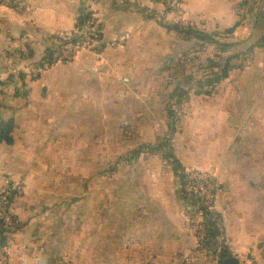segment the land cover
Masks as SVG:
<instances>
[{
    "label": "crops",
    "instance_id": "crops-1",
    "mask_svg": "<svg viewBox=\"0 0 264 264\" xmlns=\"http://www.w3.org/2000/svg\"><path fill=\"white\" fill-rule=\"evenodd\" d=\"M251 1L184 0L185 17L201 30L225 34L236 26L224 38L233 43L227 55L237 56L230 61L228 76L210 95H196L182 117L180 157L187 165L217 172L222 191L215 208L225 229L223 248L240 264H264V41H252L255 31L259 36L264 31L252 28ZM85 3L100 29L97 48L43 68L38 76L29 67L21 71L25 61H42L59 34L73 31ZM145 10L160 14L164 6L160 0H26V8L20 9L0 0V122L15 118L13 143L0 142L5 171L28 169L45 131L58 125L59 112L68 113L66 126L72 129L77 127L76 113H83L84 128L96 127L92 123L100 122L103 114L124 105L117 98L151 81L165 58L174 63L197 43ZM120 39H125L123 45H112ZM199 54L202 60L204 51ZM144 91L155 96L149 88ZM151 172L152 198L133 213L127 248L131 261L204 264L183 213L174 171Z\"/></svg>",
    "mask_w": 264,
    "mask_h": 264
},
{
    "label": "rangeland",
    "instance_id": "rangeland-1",
    "mask_svg": "<svg viewBox=\"0 0 264 264\" xmlns=\"http://www.w3.org/2000/svg\"><path fill=\"white\" fill-rule=\"evenodd\" d=\"M160 1L164 12L145 11L197 43L174 63L165 58L161 71L156 72L151 81L140 83V91L136 89L132 95L126 93L117 98V103L123 100L124 105L116 107L119 111L103 114L100 122L92 123L96 127L84 128L83 113H76L77 127L72 129L66 126L68 113L59 112L56 120L62 123L59 121L56 127L45 131L46 139L39 143L27 170L8 172L0 164V211L3 207L8 211L7 218H0V264H137L131 261L132 254L127 249L131 244L130 228L139 204L152 198L148 186L152 181L151 171L156 169H172L175 173L183 213L203 252L200 262L221 264L225 233L222 215L215 207L204 205L185 179L187 169L217 172L213 167L187 165L181 161L184 139L179 133L183 127L182 117L189 113L196 95L212 93L196 94L200 88L197 80L220 72L226 60L237 55H227V48L233 43L225 40L226 31L224 34L201 30L185 17L184 9L180 12L166 1ZM251 6L254 10L252 28L258 27L262 34L264 19L257 20L264 18V1L253 0ZM86 9L83 8L84 13L90 14L91 10L85 12ZM165 13L172 17L164 18ZM80 16L81 13L72 32L58 35L54 47L75 37L73 32L78 33L77 26L85 22ZM94 19V42L86 44L77 54L97 48L100 29L95 16ZM189 29L191 32L186 31ZM194 32H205L211 37L200 38ZM254 33L253 43L264 41V35ZM124 41L115 40L112 45L120 46ZM200 51H204L202 60L198 58ZM40 62L31 65L25 61L21 71L29 67L33 75L38 76L43 70ZM229 67H232L231 62ZM217 84L213 87L205 84L204 90H214ZM178 85L189 91V95L181 97V102L172 98ZM148 88L155 96L144 94ZM173 120H176L175 130L171 128ZM5 194L7 198L2 202ZM213 220L223 231L214 244L206 239Z\"/></svg>",
    "mask_w": 264,
    "mask_h": 264
},
{
    "label": "built area",
    "instance_id": "built-area-1",
    "mask_svg": "<svg viewBox=\"0 0 264 264\" xmlns=\"http://www.w3.org/2000/svg\"><path fill=\"white\" fill-rule=\"evenodd\" d=\"M6 4L10 6H15L20 9L26 8V0H4ZM170 6L182 12L184 9V0H164ZM89 9H86L85 12H89ZM84 12H81V14ZM85 22L81 26H77L76 31L73 32L75 37L73 39H68L67 42H60L59 45L54 47V54L52 59L45 57L40 62V68L47 67L50 64L56 62L68 61L77 54L79 50L84 48L86 44H91L95 38L96 33L94 32V16L90 13L89 18L84 20ZM24 42H29V38H24ZM94 42V41H93ZM18 70V69H17ZM16 70V71H17ZM216 173H210L208 171H203L200 169H187L185 173L186 183L191 187L195 192L198 193L199 197L202 200L204 205H207L210 208H214L217 204L221 191L222 184L219 178L216 177ZM6 193V189H4ZM7 195L5 194L1 199L2 202H5ZM0 211V218L8 217V211L4 209ZM222 249L219 248V251ZM252 264V263H248Z\"/></svg>",
    "mask_w": 264,
    "mask_h": 264
},
{
    "label": "trees",
    "instance_id": "trees-1",
    "mask_svg": "<svg viewBox=\"0 0 264 264\" xmlns=\"http://www.w3.org/2000/svg\"><path fill=\"white\" fill-rule=\"evenodd\" d=\"M82 12H84L83 9H82ZM89 15L90 14L82 13L79 19L84 21L86 18H88ZM235 28H236V26L228 28L226 30V32H233ZM186 31L191 32V29L186 30ZM194 33H196L197 36H199L200 38H204V39L211 37L210 34H207L205 32L204 33L194 32ZM53 54H54V49L48 47L46 57L48 59H52ZM233 57H229L226 60L225 66L222 70H220V72H214L211 76H206L205 78H203V80L202 79L197 80V83H198L200 88H197L195 93L196 94H201L203 92H205L206 94L211 93V91H213V90H210L211 88L204 90V85L209 84V85H211V87H213L215 84H217L220 81L221 78H226L228 76V71L230 68L229 67L230 61ZM183 95H186V96L189 95V91L186 90L183 86L178 85L175 88L174 93L172 94V98H176V102H181L180 99ZM171 128H172V130L176 129V120L172 121ZM14 129H15V118L14 117L2 120L0 122V142L4 141V142L9 143V144L13 143V141H14ZM207 233H208V235H206V237H207L206 239L208 242H213V241L217 242L218 237L223 233V231L220 230V228L216 227V220L215 221L213 220L210 222V228H208ZM214 243L215 242H213V244ZM222 252L223 253H222L221 264H227L228 259L230 257V253L225 248H223Z\"/></svg>",
    "mask_w": 264,
    "mask_h": 264
},
{
    "label": "water",
    "instance_id": "water-1",
    "mask_svg": "<svg viewBox=\"0 0 264 264\" xmlns=\"http://www.w3.org/2000/svg\"><path fill=\"white\" fill-rule=\"evenodd\" d=\"M227 264H240V260L235 255H230Z\"/></svg>",
    "mask_w": 264,
    "mask_h": 264
}]
</instances>
